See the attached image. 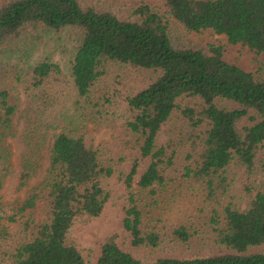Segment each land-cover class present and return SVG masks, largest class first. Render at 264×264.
<instances>
[{"label":"trees","instance_id":"1","mask_svg":"<svg viewBox=\"0 0 264 264\" xmlns=\"http://www.w3.org/2000/svg\"><path fill=\"white\" fill-rule=\"evenodd\" d=\"M176 22L248 47L259 59L258 71H264V0H164L163 12L142 2L128 18L81 0L0 5V48L13 55L29 57L49 32L68 27L81 32L69 100L53 92L65 78L51 58L17 76L28 98L20 129L19 104L0 88V190L16 166L8 138H18L17 191L38 176L50 152L44 178L23 202L6 205L0 198V264H91L72 228L82 218L103 214L112 195L106 182L116 173L129 195L123 223L133 246L156 248L168 239L185 243L199 234L193 221L198 212L187 218L192 224L170 229L163 209L191 192L189 207L199 209L224 251L148 262L109 237L94 264H264V251H254L264 246V79L228 59L222 41L207 50L175 46ZM111 64L151 75L147 86L123 98L122 108L114 106L116 94L97 89ZM171 120L168 141L158 145ZM89 126L123 128L114 138L124 143L127 155L115 157L109 144L95 146ZM125 162L128 172L118 168ZM234 162L249 176L256 171L262 176L245 209L228 200Z\"/></svg>","mask_w":264,"mask_h":264},{"label":"rangeland","instance_id":"2","mask_svg":"<svg viewBox=\"0 0 264 264\" xmlns=\"http://www.w3.org/2000/svg\"><path fill=\"white\" fill-rule=\"evenodd\" d=\"M9 0H0V5ZM83 4L93 5L101 8L112 10L119 17L128 18L134 9L142 2L150 4L154 9L163 12L164 0H81ZM171 36L175 46L180 47H195L208 49L210 44L222 41L227 45L226 57L233 60L243 67L252 70L259 78L264 79V71H258V57L250 52L248 47L227 44L223 35H217L211 31L192 32L185 28L181 23H174L171 29ZM81 32L75 27H68L59 31L49 32L40 39L38 45L33 50L32 54L25 58L19 54L9 53L6 48H0V88H6L11 92L13 100H17L19 110L15 116V122L20 129L19 115L22 109L26 108L28 98L24 87L18 82L17 76L20 72L27 70L30 66L36 65L45 58H51L53 62L60 65L64 72L65 82L54 86L53 92L60 94L64 100H69L73 95L71 88V68L74 54L80 42ZM107 74L101 77L98 83V91L100 94H116L118 102H114V106L121 107L123 98L128 93H133L147 86L151 81V75L133 67L111 64L107 68ZM70 94V97L66 95ZM70 102L68 103V106ZM121 109L120 111H122ZM174 126L173 120L163 125L158 137L157 144L162 145L169 139L170 132ZM95 146L109 144L112 154L120 156L127 155L124 143L115 139V135H123V128H92L89 126ZM127 138V137H126ZM8 143L11 145L14 152V162L16 164L15 171L7 176L4 187L0 190V198L6 205L16 202H23L29 191L37 186L44 178L49 166V150L45 154L44 165L42 170L36 176L28 187L17 191V173L19 170V147L18 138H8ZM53 140L50 142V145ZM129 152V151H128ZM148 165V161L143 163L142 169L135 178L134 187H137V182ZM180 170V165L178 164ZM120 170L129 171L130 162L123 163ZM229 177L232 180L228 200H232L240 209L247 208L251 199L257 193L261 183L262 176L259 171H256L252 176H249L245 167H240L235 162L230 166L228 171ZM180 175V174H179ZM107 187L111 190V198L105 205L103 214L100 217L82 218L78 220L72 228V236L82 251L86 262L94 264L101 252V244L109 237H113L117 244L124 250L131 252L135 256L151 262L161 257H195L207 256L214 253L224 251V248L218 245L215 241V236L210 224L203 220V215L194 205L189 207L191 202L189 195L191 192L184 193V197L178 201H171L163 204V209L166 214V221L171 224L170 229L179 222L188 221L189 215L198 212L199 214L193 217L194 225L200 229L199 234H196L188 242H175L171 240L164 241L159 247L150 248L146 246L135 247L131 243V236L124 228L125 210L124 206L128 204V191L124 186V181L119 173L114 174L106 182ZM194 192L198 190L193 187ZM186 190V189H185ZM147 193H141L145 196ZM8 209V208H6ZM10 211V209H8ZM254 251H264V246L254 249Z\"/></svg>","mask_w":264,"mask_h":264}]
</instances>
